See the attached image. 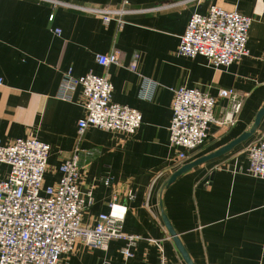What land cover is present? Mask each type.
Listing matches in <instances>:
<instances>
[{"label": "crops", "instance_id": "0c3cea01", "mask_svg": "<svg viewBox=\"0 0 264 264\" xmlns=\"http://www.w3.org/2000/svg\"><path fill=\"white\" fill-rule=\"evenodd\" d=\"M79 6L117 7L123 0H56ZM142 12L126 16L118 29L94 16L52 8L44 0H0V143L33 138L50 147L43 186L58 184L59 167L78 156V189L92 204L82 226L125 207L123 233L138 236L108 242L105 250L77 242L58 264H185L162 221L161 211L191 264H264V180L248 173V146L264 135V118L253 135L229 153L194 167L163 188L178 150L169 145L173 90L183 86L215 98L213 116L222 117L232 90L241 109L231 127L209 125L207 142L184 165L207 156L248 132L264 105V0H127ZM211 6L250 19L248 55L227 68L201 56L185 58L177 47L193 14ZM59 30L60 35L54 31ZM117 53L118 65L102 67L97 56ZM134 64L135 70H130ZM106 76L114 103L141 114L136 133L90 128L81 87L66 98L59 87L66 72ZM8 167L0 166V179ZM108 181V185L104 182ZM131 194L132 199L128 196ZM128 250L129 257L123 255Z\"/></svg>", "mask_w": 264, "mask_h": 264}, {"label": "built area", "instance_id": "2783aa9c", "mask_svg": "<svg viewBox=\"0 0 264 264\" xmlns=\"http://www.w3.org/2000/svg\"><path fill=\"white\" fill-rule=\"evenodd\" d=\"M52 8H63L99 18L103 24L114 22L120 30L125 17L142 12L123 2L117 7L79 6L56 0H44ZM251 21L235 11L211 6L205 15L193 14L181 36L177 54L185 58L201 56L214 68H227L248 55L247 39ZM60 35L59 30L54 31ZM102 67L118 65L117 53L97 56ZM134 71V64L130 65ZM2 81L0 80V85ZM81 87L85 115L77 122L81 136L87 129L118 132L132 136L141 125V114L111 99L113 87L106 76L86 74L73 78L63 75L59 91L66 98ZM218 98L228 101L221 118L213 116L215 98L197 89L180 86L173 90L169 145L178 150L174 161L180 168L188 154L202 147L208 139L209 125L231 127L241 109V101L232 90H220ZM48 144L33 138L0 143V166L8 174L0 179V264H58L62 256L74 252L77 242L89 249L105 250L108 242L126 240L129 245L138 236L123 233L125 207L112 200L107 214L97 216L91 227L82 226L85 209L92 204L90 193L84 197L78 189V156L73 155L60 167L61 178L55 186H43ZM248 173L264 180V135L247 148ZM108 185V181L104 182ZM129 195V194H128ZM129 199L133 196L130 194ZM129 257L128 250L123 251ZM158 264H169L161 255Z\"/></svg>", "mask_w": 264, "mask_h": 264}, {"label": "water", "instance_id": "95a60500", "mask_svg": "<svg viewBox=\"0 0 264 264\" xmlns=\"http://www.w3.org/2000/svg\"><path fill=\"white\" fill-rule=\"evenodd\" d=\"M264 118V105L263 107L258 111L256 117H255V120H254V123L251 127V129L248 131V132H245L243 133L242 135H240L237 139L231 141L229 144H227L226 146L218 149L217 151L207 155V156H204V157H201L191 163H188L186 165H183L181 166L178 170H176L168 179L167 181L165 182L164 187L170 185L171 183H173L175 181V179L186 173L187 171H189L190 169L194 168V167H197L205 162H208L210 160H213V159H216L218 157H221L227 153H229L230 151H232L236 146H238L239 144H241L242 142L246 141L247 139H249L253 133L256 131V129L258 128L261 120ZM161 218H162V221L168 231V234L170 236V238L172 239L175 247L177 248L179 254L181 255L183 261L185 262V264H191L188 256H187V253L185 252L184 248L182 247L178 237L176 236V234L174 233V231L172 230L171 226L169 225L165 215L163 214V212L161 211Z\"/></svg>", "mask_w": 264, "mask_h": 264}]
</instances>
